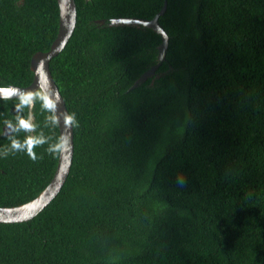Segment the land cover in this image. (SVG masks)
Listing matches in <instances>:
<instances>
[{
  "label": "trees",
  "instance_id": "1",
  "mask_svg": "<svg viewBox=\"0 0 264 264\" xmlns=\"http://www.w3.org/2000/svg\"><path fill=\"white\" fill-rule=\"evenodd\" d=\"M165 1L166 62L131 90L163 40L109 24L151 21ZM76 4L51 63L74 117L72 170L38 217L0 224V264H264V0ZM59 29L57 0H0V88L31 86L32 58ZM33 112L31 132L28 102L0 99V208L34 200L57 171L60 129L41 92ZM29 137L46 141L35 160L11 150Z\"/></svg>",
  "mask_w": 264,
  "mask_h": 264
},
{
  "label": "water",
  "instance_id": "2",
  "mask_svg": "<svg viewBox=\"0 0 264 264\" xmlns=\"http://www.w3.org/2000/svg\"><path fill=\"white\" fill-rule=\"evenodd\" d=\"M60 9V29L55 42L50 51L46 53L36 54L31 61V71L34 74V81L27 88L8 87L0 88V99L2 100H25L28 102L29 129L34 130L35 116V95L41 92L47 99L59 125L61 137V150L58 162L57 171L49 186L40 193L34 200L24 205L13 208H0V224H22L28 223L38 217L52 202L59 196L65 186L74 163L75 157V130L73 121L69 122L68 117H71L67 108L65 99L55 82L51 63L57 58L68 46L77 28L78 9L76 0H57ZM91 0H86L90 2ZM168 9V3L162 11L151 21L142 19L122 18L112 20L110 27H145L153 30L156 34L162 37L163 43L159 47L158 64L151 70L145 73L132 87L134 90L141 85H144L149 79L156 76L157 71L166 62L167 52L169 48V36L160 24V18L165 15ZM100 25H105V21L98 22ZM12 128H5L7 131Z\"/></svg>",
  "mask_w": 264,
  "mask_h": 264
},
{
  "label": "clouds",
  "instance_id": "3",
  "mask_svg": "<svg viewBox=\"0 0 264 264\" xmlns=\"http://www.w3.org/2000/svg\"><path fill=\"white\" fill-rule=\"evenodd\" d=\"M68 120L69 122H72L74 121V117H68ZM19 123L26 129L29 127V125L25 123L23 120H21ZM45 142L46 141L43 138H32V137L27 138L23 142L13 140L11 144V150L12 151H25L27 152V154L29 155L31 159L35 160L37 157H36L35 152L33 151L34 147H36L37 145H41ZM49 151H55V146H50ZM0 155L6 156L8 155V151L6 150L3 153H0Z\"/></svg>",
  "mask_w": 264,
  "mask_h": 264
},
{
  "label": "flooded vegetation",
  "instance_id": "4",
  "mask_svg": "<svg viewBox=\"0 0 264 264\" xmlns=\"http://www.w3.org/2000/svg\"><path fill=\"white\" fill-rule=\"evenodd\" d=\"M5 128H12L13 130H9V131H7V133H8V135H10L13 131H14V129H15V126L13 125V126H6V127H4V129ZM31 132H33L34 130H32V129H29ZM4 135H5V132H4Z\"/></svg>",
  "mask_w": 264,
  "mask_h": 264
}]
</instances>
